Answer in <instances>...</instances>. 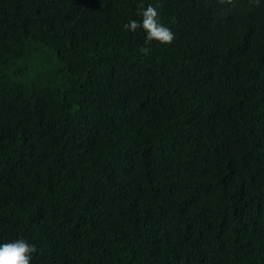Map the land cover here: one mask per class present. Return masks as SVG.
I'll list each match as a JSON object with an SVG mask.
<instances>
[{
    "label": "trees",
    "instance_id": "trees-1",
    "mask_svg": "<svg viewBox=\"0 0 264 264\" xmlns=\"http://www.w3.org/2000/svg\"><path fill=\"white\" fill-rule=\"evenodd\" d=\"M149 4L172 44L124 29ZM19 239L31 264H264V0H0Z\"/></svg>",
    "mask_w": 264,
    "mask_h": 264
},
{
    "label": "clouds",
    "instance_id": "clouds-1",
    "mask_svg": "<svg viewBox=\"0 0 264 264\" xmlns=\"http://www.w3.org/2000/svg\"><path fill=\"white\" fill-rule=\"evenodd\" d=\"M221 4L234 6L235 0H219ZM259 5V0H255ZM142 11L139 15L141 21L135 19L130 20L123 25L124 29L129 32H136L137 29H143L146 33L145 42L153 41L163 45H170L175 39L173 31L163 24L160 19V13L156 6L151 4L140 5ZM144 56L150 52L148 47H141L139 50ZM35 245L29 244L24 239L14 240L12 242L0 244V264H31L32 254L35 253Z\"/></svg>",
    "mask_w": 264,
    "mask_h": 264
}]
</instances>
